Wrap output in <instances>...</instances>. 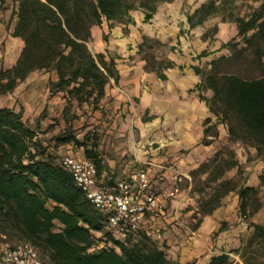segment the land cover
<instances>
[{
  "label": "trees",
  "instance_id": "16d2710c",
  "mask_svg": "<svg viewBox=\"0 0 264 264\" xmlns=\"http://www.w3.org/2000/svg\"><path fill=\"white\" fill-rule=\"evenodd\" d=\"M158 1L172 0H18L12 36L22 39L24 47L12 67L0 70V95L13 93L34 72H55L56 80H49L48 91L64 97L65 106L56 122L62 120L65 126L47 143L27 125L22 111L0 107V244L29 242L45 264H183L169 259L164 246L144 228L125 235L109 229L107 214L89 202L56 153L71 146L73 152L95 164L99 178L107 171L100 148L103 133L98 126L86 121L82 128L74 127L87 113L102 110L111 80L117 84L120 79L113 59L92 53V28L103 21L134 23L131 13L137 10L145 14L148 23L157 12ZM5 2L0 0V12ZM219 2L211 0L197 8L187 17L190 27L216 15ZM235 22L239 40L222 44L221 50L228 54L213 59L210 71L192 90L198 91L216 119L204 120L201 144L210 145L219 135L217 126L224 124L230 143L254 149L264 162V1L249 17H237ZM152 43L161 44L143 35L139 53ZM207 56L209 52L204 50L197 59ZM143 60L145 68L162 80L167 79L165 71L175 67L168 58ZM235 63L252 68L253 74L242 77L224 71ZM193 68L196 74H203L201 67ZM235 168L241 175L240 163L230 152V158L216 153L192 171L194 179L206 174V184L211 185V192L203 191L199 199L200 223L221 207L231 192L239 197L243 220L264 207L259 198L264 174L259 186H251L225 177ZM249 227V238L231 253L239 255L243 264H264V225L250 222ZM99 244L103 245L97 247ZM2 251L0 247V256ZM208 264L240 263L224 253L213 256Z\"/></svg>",
  "mask_w": 264,
  "mask_h": 264
},
{
  "label": "crops",
  "instance_id": "0c3cea01",
  "mask_svg": "<svg viewBox=\"0 0 264 264\" xmlns=\"http://www.w3.org/2000/svg\"><path fill=\"white\" fill-rule=\"evenodd\" d=\"M182 7V2L174 0L158 7L148 23L144 22L145 14L137 10L131 13L134 23L103 21L92 28L89 43L92 53H101L106 60L113 59L120 75L117 84L111 80L102 110L94 113L98 128L107 132L103 139L107 171L100 178L106 189L113 188L120 180L135 183L139 172L145 170L154 193L171 191L175 186L167 187L169 182L161 181L167 178L172 183L181 175L187 176V169L195 167L196 160L212 148L200 145L204 120L211 117V113L207 104L200 100L198 91H192L202 79L192 67L196 53L191 49V38L205 30L207 21L191 28L187 17H181ZM16 22V17L8 22V35L0 32V43L6 39L11 45L10 61L5 63L8 68L15 64L24 47L22 39L12 36ZM143 35L160 39L170 46L179 44L168 54L175 67L165 71L166 80L148 71L145 61L138 57L137 46ZM50 79L56 80L55 72L30 74L10 94L14 102L7 107L22 111L29 121L38 119L42 125L52 123L56 117L60 119L65 100L62 93H49ZM43 110L48 112L42 117ZM64 148L66 153L73 152L71 146ZM171 157L170 162L178 169L167 168L161 178L155 179L163 161ZM262 170L264 162L258 160L252 167V175L258 178ZM182 195L179 193L170 200L171 204H166L162 213L148 215L143 223L149 234L165 244L169 259L183 264H208L213 256L229 254L231 249L240 246L248 225L238 216V195L227 196L224 205L206 216L190 234L175 227L178 218L169 214L174 207L184 204Z\"/></svg>",
  "mask_w": 264,
  "mask_h": 264
},
{
  "label": "rangeland",
  "instance_id": "374dc122",
  "mask_svg": "<svg viewBox=\"0 0 264 264\" xmlns=\"http://www.w3.org/2000/svg\"><path fill=\"white\" fill-rule=\"evenodd\" d=\"M173 1L174 0H172L171 2ZM209 1L211 0H177V2L183 3L181 17L186 18L189 16V14L192 15L196 10L195 8L197 7L199 8L202 4L208 3ZM263 1L264 0H220L219 2L220 10L216 15L209 17L206 20L207 27H205V30L202 31V33H200L199 35H196V34L192 35L193 38H191V49H193V51L196 53V56L192 58V62L195 64V65H192V67L199 66L202 68L203 74L200 75L201 79L203 75L207 74L210 71L211 61L213 59L217 58L221 54H228V50H221L222 44L228 41L234 40V39L239 40V37L237 35L238 29H237V24L235 22V18L249 17L261 5ZM17 2L18 0H6L3 10L0 12V26L2 27V31L0 32L2 33L3 36H6L9 34L7 25H8V22H11L12 19L16 17L14 14V11L17 7ZM164 3L166 2L158 1L157 9ZM160 42H161L160 45H156L152 43L153 45L152 47H149V45L145 46L143 52L141 53H139L140 44H138L137 46L138 47V51H137L138 57L141 60H143L144 57L145 58L154 57L156 58V60H162L164 58H168V54L171 52L172 47L177 48L179 45L177 44L176 46H170L168 43H165L161 40ZM10 47L11 45L6 42V39H4L2 43H0V70L8 68L6 67L5 63L10 61L9 60L10 59L9 58ZM204 50H207L209 52V56L204 57L201 60L197 59V56ZM145 66H146V61H145ZM224 71L228 73H235L242 77H249L254 72L252 68L244 64H241V63H235L230 66H227L224 68ZM43 73H46V72H43ZM10 94L0 95V107H7L13 104L14 97L10 96ZM84 109H88L86 105L84 106ZM81 111L82 110H78L79 113ZM44 112L47 113L48 111L43 110L41 116L43 115ZM87 114H88L87 118L83 116L81 119L76 120L74 122L75 128L77 129L82 128L86 121L88 123L96 125V122L94 120L95 119L94 113L91 114L89 112ZM211 117L213 118L215 122L216 119L215 117L212 116V114H211ZM56 118H54L53 122L49 123L48 125H42L38 121V119H33L29 121V119L27 120L24 118V120L27 123V125H29L30 127H32L38 132V135L41 138H43L45 142L49 143V140L55 134L59 133L65 126L62 120L56 122L57 120ZM217 128H218V133H219L218 137L213 139L210 145H207L212 148L209 151H207V153L199 161L196 160L195 167H192L191 169H187V172H185L187 176L181 175L176 179V181H173L172 183H170V181H168L167 178L161 181V183L164 181L169 182L167 184V187L175 186V188L176 187L179 188L180 190L179 193H183L182 196L184 197V201H183L184 204L180 205L177 208L174 207L173 212L172 210H170L169 214L172 213V217L177 216L176 218H178L175 221L176 223H178V225H175V227L182 228L185 231H187L189 234L192 231H196L197 228L202 223V222L201 223L199 222V219L201 218V215L199 212L200 211L199 210V199L201 197L202 192L203 191L204 193L211 192V188H210L211 185L206 184V181H205L207 175L200 173L194 179V177L192 176V171L196 170L202 163L207 162L210 159H212L216 155V153H218L220 156H223L225 158H230V152H234V158L239 161L242 174L238 176L237 175L238 168H235L226 173L225 177L227 179L234 178V179L241 180V183L246 181L248 185L259 186L260 176L264 174V170H262L261 174L258 175V178L252 175V167L257 163L258 160H260L259 158L256 157V153L254 149L244 146L242 144L230 143L228 140V129L226 125L220 124L217 126ZM98 129L100 130V128ZM102 133H103V139H104V137L107 135V132H102ZM80 136H82V132ZM200 145H203V144H201L200 142ZM101 146H102L101 148L102 153L104 154L105 146L103 144V140H102ZM66 152L67 150L65 148L58 150L56 152L58 154V161L61 160L62 156L67 154ZM170 160H172V157L169 158L168 160L163 161V164H162L163 167H161V172L156 173L155 179L161 178L162 177L161 174H163L164 171H167L169 168H172V171L176 168L178 169V167H176V165H174L172 161L170 162ZM174 162H176V160ZM169 191L170 190L165 189L160 193V195L167 194ZM235 195H237L235 192H231L227 196H231L233 198ZM259 198L262 201H264V188L261 189ZM172 199L174 198L166 199L165 206L168 203L170 205L171 204L170 200ZM185 215H187V217ZM238 216L240 217V219H242L240 216V212H238ZM243 221L248 225V228H247V231L245 232V236L241 239L240 246L242 245L244 241H246L249 238L252 232V229L249 227L250 222L260 223L264 225V207L257 213L253 214L249 220L247 221L243 220ZM97 236H100V234H98ZM153 238L160 245L164 246L166 253H167V248L165 244H162L161 240L158 239L157 237L153 236ZM23 241L24 240H15V241L8 242V243L2 242L0 244L1 245L0 247L1 249H4L8 247L9 245L14 246L18 244L19 242H23ZM102 245L103 244H99L97 247H101ZM234 249L236 248H233L229 251V255L234 260V262L243 264L239 255L235 254L234 252L231 253V251Z\"/></svg>",
  "mask_w": 264,
  "mask_h": 264
},
{
  "label": "built area",
  "instance_id": "2783aa9c",
  "mask_svg": "<svg viewBox=\"0 0 264 264\" xmlns=\"http://www.w3.org/2000/svg\"><path fill=\"white\" fill-rule=\"evenodd\" d=\"M60 163L69 171L76 185L83 191L89 202L98 210L107 214L108 228L118 235L143 228L148 215L162 213L168 198H175L179 188L167 194H156L151 190V181L147 171L141 170L138 180L131 183L118 181L113 188L106 189L97 175L95 164L80 152L67 153ZM0 264H45L35 246L29 242H19L5 248L0 256Z\"/></svg>",
  "mask_w": 264,
  "mask_h": 264
}]
</instances>
